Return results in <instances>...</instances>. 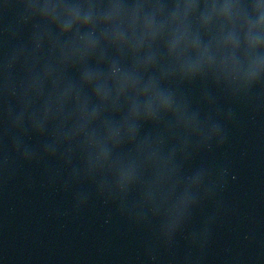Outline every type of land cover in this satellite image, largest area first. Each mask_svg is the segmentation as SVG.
I'll return each instance as SVG.
<instances>
[{
  "label": "clouds",
  "instance_id": "9594fccd",
  "mask_svg": "<svg viewBox=\"0 0 264 264\" xmlns=\"http://www.w3.org/2000/svg\"><path fill=\"white\" fill-rule=\"evenodd\" d=\"M192 7L193 5L191 4L187 5L186 9H191ZM236 7H237L236 5L226 4L223 6L222 12L226 15H231L233 9ZM256 7L260 10V18H259V21L257 22V26H264V4H258ZM68 11L71 17L70 23L79 18V12L75 8H70ZM85 20H87V17L85 18ZM250 35H251V32H250Z\"/></svg>",
  "mask_w": 264,
  "mask_h": 264
}]
</instances>
